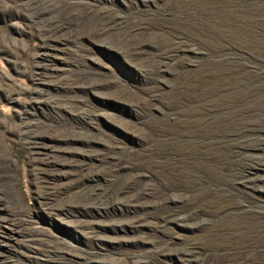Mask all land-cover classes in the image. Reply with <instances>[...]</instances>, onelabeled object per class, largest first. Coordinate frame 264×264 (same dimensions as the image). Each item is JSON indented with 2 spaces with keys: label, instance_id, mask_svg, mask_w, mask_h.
Masks as SVG:
<instances>
[{
  "label": "rangeland",
  "instance_id": "1",
  "mask_svg": "<svg viewBox=\"0 0 264 264\" xmlns=\"http://www.w3.org/2000/svg\"><path fill=\"white\" fill-rule=\"evenodd\" d=\"M0 264H264V0H0Z\"/></svg>",
  "mask_w": 264,
  "mask_h": 264
},
{
  "label": "bare ground",
  "instance_id": "2",
  "mask_svg": "<svg viewBox=\"0 0 264 264\" xmlns=\"http://www.w3.org/2000/svg\"><path fill=\"white\" fill-rule=\"evenodd\" d=\"M45 52V51H44Z\"/></svg>",
  "mask_w": 264,
  "mask_h": 264
}]
</instances>
